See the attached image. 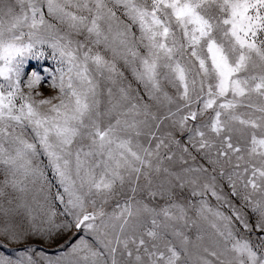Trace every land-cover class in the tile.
<instances>
[{"label":"snow or ice","instance_id":"6c2138e0","mask_svg":"<svg viewBox=\"0 0 264 264\" xmlns=\"http://www.w3.org/2000/svg\"><path fill=\"white\" fill-rule=\"evenodd\" d=\"M111 3L123 9L127 22L119 19L107 0H0V78L4 80L0 83V164L11 176L3 184L23 192V181L16 178L17 174L24 178L42 175L33 166V158L47 156L68 197L66 214L72 221L55 224L50 217V227L45 231L52 235L82 226L96 230L100 219V227L117 231L111 239L107 231L103 232L100 241L108 250L111 264H118L121 247L120 255L128 258L127 264H188L182 254L188 256L192 249L198 250L196 264H264V237L254 244L238 236L232 227L234 221L248 232L252 225L231 205V216L214 213L225 224L223 230L217 228L219 240L213 241L212 247L203 245L202 236L197 235L193 241L182 230L189 221L186 206L174 199L177 188L192 186V196L211 192L217 200L225 199L211 183L216 177L208 175L207 168L188 167L182 174L164 167L159 152L163 140L155 149L139 143L133 146V137L142 135V125L149 117L157 128L171 120L181 131L189 121L196 122L187 128L190 140L196 141L193 147L198 144V150L214 166L213 172L219 167L224 175L225 167L232 169L228 179L233 194L236 180H242L244 188L261 193L257 200L253 201L251 195L243 199L251 201L257 214L256 230L264 233V0ZM45 8L49 16L67 23L72 33L84 39L73 40L55 32V25L45 19ZM133 26L139 36L132 31ZM44 44L52 49L59 65L50 74L51 87L58 90V96L37 100L35 96L43 94L34 96L32 90L43 78L32 73L25 92L20 68L22 58L32 55L36 45ZM101 47L125 64L138 63L132 72L149 89V99L163 98L169 105H176L175 111L169 108L166 115L158 117L148 111L142 97L132 103L124 87L119 89V97L108 88L109 99L102 108L98 77L115 83V77L123 73L115 59L108 60L101 51H94ZM165 83L175 89V97L165 90ZM45 105L49 106L46 111L42 110ZM177 114L178 120L174 119ZM140 116L145 119L138 120ZM25 131L31 132L32 141L25 137ZM150 135L155 138V133ZM163 159L170 161L172 157ZM202 176L211 182L201 183ZM126 183L130 186L128 199L121 211L110 217L116 223H104L102 207L87 210L86 203L96 205L92 197L107 202L117 184L123 188ZM141 190H146L152 200L167 197L166 204L157 209L137 202L135 196ZM56 195L63 203L64 196L59 192ZM201 205L203 213L206 203L201 201ZM145 220L150 227L145 226ZM0 234L18 238L7 227L0 229ZM85 251L88 255L84 259L90 255L93 264L104 255L86 242L72 249L73 254ZM0 264L37 262L32 257L16 261L0 257ZM47 264L60 261L49 260Z\"/></svg>","mask_w":264,"mask_h":264},{"label":"rangeland","instance_id":"374dc122","mask_svg":"<svg viewBox=\"0 0 264 264\" xmlns=\"http://www.w3.org/2000/svg\"><path fill=\"white\" fill-rule=\"evenodd\" d=\"M110 7H114L111 0H107ZM19 11L18 7L16 9ZM75 10V9H70ZM117 16L121 21L127 22L126 17L123 15V9L114 7ZM45 19L55 25V32L60 35H69L73 40H83V35L77 36L71 32L67 23H60L54 16H49L45 8ZM25 32L28 29H24ZM132 31L139 36V31L133 26ZM47 35V33H45ZM24 42H28V37L25 36ZM101 51V53L108 60L115 59L116 66L122 76L115 77V83L106 79V77H98L101 86L102 95L100 97L102 101V108L107 105L109 97L107 96V89L111 88L115 97H119V89L124 87L129 92V99L132 103H138L137 97L143 98V103L149 105L148 111L156 116L166 115L169 108L175 111L176 105H169L163 98L159 101L150 100V91L145 85L138 81L132 72V67L136 65L125 64V62L119 57H113L112 53L104 50L102 47L94 49V51ZM44 55L41 56L40 52ZM143 54V48L140 49ZM59 65L56 59L52 56V49L47 45H36V49L32 55L22 58V64L20 68L21 72V86L24 91L28 89L25 84L32 73L39 74L43 79L42 81L32 90L35 93H42V96H35L37 100L42 98L58 96V90L51 87L52 77L51 73L55 72ZM107 75V74H106ZM0 83H4L3 78H0ZM165 90L169 95L175 97L176 91L167 83L164 84ZM58 100H53V103H57ZM49 106L45 105L42 110H47ZM196 107L195 105L193 106ZM186 111V110H185ZM180 114H177L179 118ZM138 120H144V116L137 117ZM200 119H206L202 117ZM196 122L189 121L185 130L181 131L178 125H174L171 120H165L163 123L156 127V122L152 121L149 117L146 125H142V135L139 137H133V146L139 143L142 147H151L155 149L156 144L163 140L164 143L161 145L159 152L164 167H168L170 170L183 174V169L192 167L196 168L203 166L208 169V175H214L216 180L211 182L207 176H202L201 183L211 182L215 184L216 191L219 195L225 199L217 200L216 197L211 195V192H205L203 195L192 196V186H186L184 189L177 188L175 190L176 195L174 199L185 205L187 209V216L189 223L182 225V230L188 235L193 241L197 235L203 237V245L212 247L213 241L219 240L217 236V228L223 230L225 221L215 216L214 213L219 211L226 216H231L232 211L229 205L240 210L242 215L252 225V231L248 232L243 226L234 221L232 227L240 237L250 239L254 244L260 243V239L264 237V233H260L256 230L257 214L252 210L251 201H245L243 197L245 195H251L252 200L260 198L261 193L253 192L251 188H244L242 180H236V194H233V188L229 182L228 176L232 169L225 167L224 175L220 174L219 167H216V171L213 172V165L209 162V159L205 157L203 151L198 150V144L193 147L196 143L194 140H190V133L187 128L195 126ZM151 133H155V138H152ZM171 133V135H169ZM25 137L32 141V134L30 131H25ZM5 147H10L5 144ZM184 148L188 151L185 152ZM166 155H170L172 159L169 161L163 159ZM214 156V153L212 154ZM183 158V159H181ZM186 160L185 164L183 161ZM33 166L38 167L42 175H30L24 178L21 174H17V179L23 181L24 191L21 192L18 188H13L11 184L5 186L3 181L8 178L11 179L10 174L6 171L5 166L0 164V229L4 227L15 231L18 234L17 239H11L8 236L0 234V257H6L12 261H16L20 258L32 257L37 264H47L49 260L60 261V264H93V258L89 255L88 259L85 260L84 256L88 255L87 252H77L73 254L72 249L82 242H86L93 250L103 252L104 255L96 258L95 264H111V258L108 255V250L103 247L100 243L104 239L103 232L107 231L108 238L111 239L117 235V231L111 227L102 228L100 227L101 221H96L97 229H89L86 226H82L77 229L72 227L71 229L54 232L49 235L45 229L50 227L51 222L55 224L67 223L72 221V217L66 214V202L67 195L63 192V187L60 184L59 178L55 174V171L49 166L47 156L38 154L33 158ZM199 175V174H197ZM144 181L141 180V186ZM129 185L126 183L123 188L117 184L114 195L103 202L98 197H92L96 199V205L93 206L90 203H86L88 211H96L101 207L105 212L103 221L105 224L116 223L114 220H110L113 213H119L122 206L125 204L129 195ZM64 196V202L62 203L57 199V193ZM167 197L163 200L157 198L152 200L148 197L146 190H141L136 193L135 200L137 202L147 203L151 207L159 209L164 206L167 202ZM201 201L206 203V208L201 213ZM207 209H211L208 211ZM54 214V215H53ZM194 221V223H193ZM88 223V222H86ZM146 227H150L147 221L144 222ZM216 225V228L213 227ZM129 233H125L128 235ZM171 239V237H169ZM176 243H179L176 241ZM130 248L134 249L135 245H129ZM123 249L118 251L117 260L118 264H127L128 258L120 255ZM202 252V250H200ZM198 250L192 249L188 256L182 254V260H187L188 264H196ZM206 255V254H205ZM209 259H212L209 257Z\"/></svg>","mask_w":264,"mask_h":264}]
</instances>
